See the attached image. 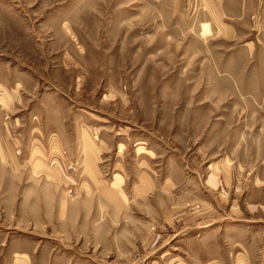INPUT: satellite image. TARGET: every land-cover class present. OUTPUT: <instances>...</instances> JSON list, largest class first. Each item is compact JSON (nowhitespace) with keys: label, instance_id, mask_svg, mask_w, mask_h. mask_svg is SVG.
<instances>
[{"label":"rangeland","instance_id":"1","mask_svg":"<svg viewBox=\"0 0 264 264\" xmlns=\"http://www.w3.org/2000/svg\"><path fill=\"white\" fill-rule=\"evenodd\" d=\"M207 2L0 0L22 44L52 52L20 53V71L42 78L36 96L63 92L95 138L113 145L91 200L76 192L81 181L56 179L69 174L55 155L22 167L36 179L0 181V264H194L192 253L222 233L255 254L264 241V95L242 94L259 84L231 78L248 64L247 39L220 30L244 21L221 11L214 19L221 0ZM249 19L240 30L252 32ZM203 21L212 29L204 24L202 36Z\"/></svg>","mask_w":264,"mask_h":264},{"label":"crops","instance_id":"2","mask_svg":"<svg viewBox=\"0 0 264 264\" xmlns=\"http://www.w3.org/2000/svg\"><path fill=\"white\" fill-rule=\"evenodd\" d=\"M215 2L216 0H208L207 4ZM261 2L262 0H221L219 3L221 9L211 10L216 20L220 11L226 19L233 21L242 19L244 24L239 25L241 28L251 26L249 15L250 13L255 15L257 25L253 24L252 32L240 30L241 28L237 27L238 23L227 24V29L220 30L228 40L236 39L240 42L247 39L242 45L244 48L242 50H246L249 54L248 64L244 71L232 74L231 78L237 84H259V87H253L252 91L249 89L248 92L242 91V94L249 97L264 95V63L261 62V53H264V23L263 19L261 21L258 18ZM204 24H208L212 29V22H201L202 36ZM18 32L17 21L0 14V166L2 169H10L5 173L0 172V181L6 178L18 182L25 178L36 179L34 170L22 171V167L30 168L36 159L46 161L50 156L53 158L55 155L61 163H76L74 170L68 171L69 175L65 177L63 173L55 174L56 179L62 182L65 180L66 183V179L69 178L81 181L76 192L91 200L98 194L96 187H104V183L101 182L104 179L102 157L111 152L113 145L104 138H95L99 137L97 136L99 131L85 124L81 115L69 109L63 101L65 100L63 92L40 91L41 94L36 96L37 82L42 83V78H36L30 72L20 71L19 64L22 62L20 53L32 57L31 55L39 50V56L47 58V54L49 57L52 52L46 44L31 45L27 42L22 44L23 39H20ZM210 34L211 32L205 37ZM50 62L45 60L44 66L48 64V68H51ZM45 80L49 85L52 83V77H46ZM36 152L39 153L35 154ZM259 156H264V150ZM122 177L113 172L112 179H122ZM1 185L3 183H0ZM112 194L114 195L106 189L103 196L109 199L108 196ZM64 196L65 191H62L58 201L61 212H63ZM44 202L51 205L53 199L46 198ZM73 211L75 213L74 209ZM242 235L244 233H240V236ZM241 240L234 235L222 233L220 237L211 240L212 242H207L203 251L192 253L191 258L195 259L194 264H264V241L260 242L261 245L256 249L255 255ZM223 242L229 246L226 250L224 245L221 246ZM20 255L27 253L22 252ZM241 255L244 258L239 259Z\"/></svg>","mask_w":264,"mask_h":264},{"label":"built area","instance_id":"3","mask_svg":"<svg viewBox=\"0 0 264 264\" xmlns=\"http://www.w3.org/2000/svg\"><path fill=\"white\" fill-rule=\"evenodd\" d=\"M59 164L61 165L60 167H62L64 170L66 168V170L69 171V170H74L76 163L75 164H66V166H62V163L60 161L54 160L53 165L59 166Z\"/></svg>","mask_w":264,"mask_h":264}]
</instances>
